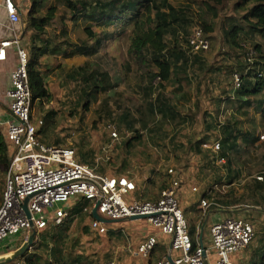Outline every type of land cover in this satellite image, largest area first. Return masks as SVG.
I'll list each match as a JSON object with an SVG mask.
<instances>
[{
    "label": "trees",
    "instance_id": "16d2710c",
    "mask_svg": "<svg viewBox=\"0 0 264 264\" xmlns=\"http://www.w3.org/2000/svg\"><path fill=\"white\" fill-rule=\"evenodd\" d=\"M207 1L212 3H208L206 9L207 15L211 18L217 16L219 11L214 6L222 5L221 9L230 6L231 11L229 15L225 13V16L218 19L222 41L214 59H210L208 54L218 38L207 36L208 32L214 33V30L205 20L195 28L202 30L203 36L209 41V50L188 53V39L195 28L194 13L187 5L175 8L168 0H57V4H53L51 0H27L26 10L23 12L21 10L23 26L21 42L27 53V74L32 105L38 107L42 113V105L53 102L54 94L49 90L48 80L54 76L58 81L55 84L57 91L61 89L66 91L61 106L65 111L66 109L70 111L71 107L75 111L80 109L78 119L83 122L88 108L98 100L99 95L108 93L118 86V80L114 81L116 78L113 73L114 68L105 69V59L101 54L112 41H116L117 37L118 41L128 43L127 53L136 67L135 78L142 83L144 81L149 83V87L144 89L145 94L150 96L153 91L156 93L154 104L149 102L147 105L151 118L155 115L159 116L153 128L148 129L151 138L155 136L159 140L163 137V127L159 124L162 115L165 117H169L170 114L172 117L177 115L176 107L169 98L164 96L166 85L176 86L182 83L187 74L198 76L196 78L206 89L216 88L221 90V96H225L227 100L231 101L230 98H232L230 105L238 112V115L250 116L252 113L264 121V0ZM19 2L20 0H17V3ZM66 17L70 18L73 26L79 20L84 22L83 28L79 30L82 38L78 42H72L69 39V29L63 21ZM54 23L60 26L58 32H56L57 26H53ZM180 33L185 36L183 44L179 43ZM12 56L9 53L2 68L8 63L13 64L10 62ZM74 56L84 57L86 61L79 67L70 69L60 63ZM54 69L58 70L57 74L53 73ZM235 74L240 81L237 89L233 85ZM155 79L159 80L157 87L152 86ZM100 103L103 110L99 118L104 119L106 124L115 122L116 125L124 124L132 129L135 123H138V120L128 112L114 114L109 110L105 100ZM51 115L52 112L40 115L42 125L36 130L37 140L48 147L73 149L64 147L67 138L71 136L72 129H58ZM140 122L142 127H147L146 120H140ZM211 123H213L211 129L216 139L217 136L220 137L217 139L220 144L219 157L226 159L225 164L220 166L227 170V173L219 174L220 170L215 166L212 153L210 150H206L210 153L204 151L201 160L206 167L216 171L214 179L207 186L210 190L214 184L221 187L231 184L234 180L235 177L231 178L230 175L231 166L235 160L229 157L236 151L240 152L236 150L237 147L242 151L250 152L260 146V144L257 145L260 141L259 136L254 135L250 130L240 129L239 123L235 122L234 118H226L222 124L215 121ZM134 133L135 135L129 139L128 143L140 138L138 134L136 135L137 131ZM211 139L210 141H214L213 135ZM204 140L197 138L196 150L203 149L201 145ZM153 141L157 142L155 138ZM102 144L105 143L102 142ZM80 149H83L84 153L79 161L90 159L93 165L99 152L79 146V153ZM14 152L15 147L8 141L5 128L0 126V183H3L0 204L5 173ZM98 167L105 173V163L99 162ZM229 168L230 171H228ZM262 175V181L254 178L248 183L249 185L243 187L249 190L245 194L250 198L249 205L264 211V173ZM140 188L136 184L135 192L138 195ZM234 191V189H228L224 193L216 192L213 196L208 195L213 197L215 205L223 206L227 205L226 198ZM138 195L139 199L145 201L142 193ZM237 201L238 199L232 203ZM68 208L71 216L69 219L60 226L48 225L43 231L37 233L30 250L8 264H110L114 260L116 264H122L123 256L115 254L118 237L112 235L111 229L106 225L104 234H98L91 229L92 216L84 212V209L91 208V202L83 198L71 200ZM260 217H264L263 212H260ZM253 218L256 220H252L251 223L252 240L240 252L235 264H264V222H259V217ZM188 234L192 242V251H194L198 247L194 239V230L188 227ZM28 236L29 232L17 236L18 244L16 242L15 247L10 251L8 247L2 248L0 255L20 248ZM3 241L7 243V240ZM84 241L92 242V244L87 246ZM158 246L156 243L147 258L131 260L129 264H157V261L165 255L164 247ZM89 248L93 251L89 252ZM155 256L157 259L153 261L152 258Z\"/></svg>",
    "mask_w": 264,
    "mask_h": 264
},
{
    "label": "built area",
    "instance_id": "2783aa9c",
    "mask_svg": "<svg viewBox=\"0 0 264 264\" xmlns=\"http://www.w3.org/2000/svg\"><path fill=\"white\" fill-rule=\"evenodd\" d=\"M21 10L17 0H0V17L4 18L1 25L8 32V36L0 39V67L7 61L9 53L15 58L14 68L7 73L6 84L3 85L0 79V100L7 101L8 112L7 117H0V126L5 128L8 141L15 147L5 173L1 197L0 241L31 231L22 209V202L26 197L32 196L27 208L36 234L48 225H62L71 217L69 202L83 198L91 202V208L84 209V212L91 214V209L98 202L96 213L105 220L149 216L145 219L147 223L170 239L168 255L171 256L174 252L180 254L177 258H172L173 264H205L202 250L197 247L192 251L187 222L173 188L163 190L159 199L154 202L128 201V196L135 191L132 180L98 175L88 165L76 161L73 149L48 147L37 140L36 130L42 122H35L33 119L27 53L21 42ZM187 46L190 53L208 51L209 41L200 28H195ZM1 71L0 69V75ZM233 85L235 89L240 85L236 74L233 76ZM106 129L112 139H117L113 125L108 124ZM259 139L263 141L264 135ZM201 147L211 151L217 166L225 164V159L219 157L218 141H205ZM255 178L262 181L263 175ZM200 205L208 209L210 204L203 200ZM90 227L98 234L106 232V224L93 218L90 220ZM252 237V225L243 220L229 218L213 224L210 228V241L215 253V264H233L232 256L242 252ZM156 243V237L150 236L129 254L133 259H145ZM157 264L170 263L167 257H163Z\"/></svg>",
    "mask_w": 264,
    "mask_h": 264
},
{
    "label": "crops",
    "instance_id": "0c3cea01",
    "mask_svg": "<svg viewBox=\"0 0 264 264\" xmlns=\"http://www.w3.org/2000/svg\"><path fill=\"white\" fill-rule=\"evenodd\" d=\"M1 18H3V16ZM217 52L218 51L214 52L215 56L217 55ZM188 53H190L189 50ZM82 64L83 62L81 65ZM79 66L80 64H74L67 69ZM1 68L2 67H0V69ZM57 72V69L53 70L54 74H57ZM196 77L198 76L194 74H187L182 83H179L176 86H173L172 84L166 85L164 96L165 98H169L171 103L176 107L177 115L176 117H172L171 114L169 117L162 115L160 126L163 127V137L158 140L152 134L157 141H154V143V138H150L152 143L148 142L149 147L152 149V153H139V156L144 155L145 157L150 158V156L156 155L159 158L161 163L155 168L156 172L152 170V166H149L145 170L144 175H139L140 173L136 174L134 169H128V166L121 164L120 169L115 172V175H108L106 168L105 173L100 171L98 167V158H96L93 165H91L90 159L88 161L80 162L79 159L83 157L84 153L83 149H80L81 152L79 154L78 152L76 153L74 149L73 150L75 152L76 161L80 164L88 165L98 175L115 178L126 177L132 180L135 186L136 184L140 186L139 195L134 191L128 196V201H142V199L137 197V195L140 196L142 193L145 201L154 202L159 199L163 190L166 188H173L175 198L178 201L179 207L187 222V226L194 230V239L196 240L198 247L201 243L205 249V264H215V253L211 248L210 241L211 226L229 218L240 219L251 224L252 220H256L253 217L260 216V212H263L264 215V211L260 208L249 205L251 204L250 198L245 195L249 192V190L244 189L243 187L244 185L250 183L256 176L264 173V153L253 154L255 150H258L259 148V150H262L264 148V142H262V140L258 141L257 145L260 144L259 148L250 152L248 150L242 151L241 148L237 147L236 150H240V152L236 151L235 154L229 157V159L235 160V163L231 166L230 175L231 178L235 177L234 180L231 184L221 187L214 184L212 190L207 189V186H209L211 181L214 179L216 171L210 167H206L204 162L201 160V156L204 151L205 153H210L211 151L208 152L204 149L201 150L198 148L196 150L195 143L197 138L198 140H204L205 137L209 136L211 139L212 135L213 138H215L214 141H218L217 139H220L218 136L216 139L214 135L215 133L211 129L213 128V123H211V121L222 124L226 118H234L235 122L239 123L238 126H240V129L243 131L250 130L254 133V135L259 137L264 135V121L261 120L258 115L252 113L250 116H244L243 114L238 115V112L230 105L232 103V98H230L231 101L227 100L225 96H221V90L216 88L212 90L206 89ZM50 80H52L53 83H55L54 81L58 83L57 79L55 77L53 78V76ZM135 80L133 79V83L135 85L137 83L139 88L144 90L149 87L147 81L142 83L136 78ZM2 84L4 85L6 83L2 82ZM119 85L120 83H118V86ZM53 86L54 85L51 84V87L49 88H52ZM219 97L221 99H217ZM154 99L155 95L148 96L145 94V96L141 95L139 100H136L141 101L139 105L146 104V110H149L147 105L149 102L154 104ZM155 118L158 120L159 116L155 115ZM34 121L37 122V120ZM108 124L114 126L118 136L117 139H112L110 132L106 129ZM106 126L105 132L102 136L103 142L106 143V146L102 147V150H104V148H110V142V144L114 143L113 150L115 152L117 149L116 156H118L119 159H121L124 154H127L129 157H131V155H135V152L130 153V150L135 147L140 138L132 140L128 143L129 139L135 135V131L139 133L142 129V131L144 130L147 133L149 128H153L152 124L147 127H142L140 119H138V123H135L132 129L126 127L124 124L116 125L115 122H108ZM209 138H206L203 142ZM240 142L241 139L238 143L240 144ZM215 166H217L216 163ZM217 168L220 170L219 174L223 175L227 173V170L221 166H217ZM228 171H230V168ZM228 189H234L235 191L226 198L227 205H215L213 203V197L210 195L213 196L216 191L221 193L220 191L225 192ZM209 196L210 198H208ZM237 199V202L232 203V201ZM203 200H206L210 204L208 209L201 207L200 202ZM259 222H264V217L259 218ZM106 225L109 229H111L112 235L118 237V244L115 246V254L123 256L121 259L122 264H129L131 261L130 258H132L129 252L135 249L150 236L156 237V241L159 245L158 247H164L165 249L164 257H169V237L161 235L157 232V230L153 229L146 220L130 221L126 219ZM237 254L238 255L235 254L231 258L233 264L237 262L236 260L240 255V253ZM179 255L180 254L178 252H174L170 257L171 259H174ZM155 259H157L156 256L152 258L153 261ZM115 261L116 260H114L113 263H115ZM159 261L160 260L157 262Z\"/></svg>",
    "mask_w": 264,
    "mask_h": 264
},
{
    "label": "rangeland",
    "instance_id": "374dc122",
    "mask_svg": "<svg viewBox=\"0 0 264 264\" xmlns=\"http://www.w3.org/2000/svg\"><path fill=\"white\" fill-rule=\"evenodd\" d=\"M54 3L57 4V0H51ZM169 3H171L175 8H179L182 6H190L192 9V12L194 13L193 16V24L194 28L197 25H201L203 21L205 20L208 24H210L211 29L214 30V33H207V36H215L217 37V41L214 43L213 48L209 52V57L210 59H214L216 56L214 55L215 51L219 52L220 44H221V36L222 32L220 30V23L218 21L219 17L225 16V13H228L230 11V6L227 8L221 9L222 5H217L214 6L216 7V10L218 11L217 16L211 18L209 15L206 13V9L208 7V3L212 4L211 2L207 0H168ZM50 2V1H49ZM20 5L22 7V12L26 10V4L27 0H20ZM51 3V2H50ZM224 10V11H223ZM231 12V11H230ZM68 27V35L69 39L72 42H78L79 39L82 38L81 33L79 32L80 29L83 28V21H78L75 26H73L70 22V18L66 17L63 20ZM4 20L3 18L0 17V39L5 38L8 36V32L4 29V27L1 25L3 24ZM83 23V24H82ZM53 26H57V31H59L60 26L58 23H54ZM198 27V26H197ZM180 33V40L179 43L183 44L184 42V35L182 34L181 37ZM121 38V37H120ZM123 39V38H122ZM118 42H120L118 44ZM127 45L128 43L126 41H118L116 37V41H112L109 47L103 51L101 54L104 56L105 59V69L108 70L110 68H114V72L116 80L120 83L119 86L115 87L113 90H111L108 93H101L99 95L98 100L94 103L91 104V106L88 108V112L85 115V119L83 122L79 121L78 117L80 115V112L78 110H73L74 108L71 107L70 111H66L63 109L64 107L61 106L62 101L64 100V96L66 94V91L61 89L57 91V85H55L57 82L54 81L55 83L52 82V80H48V86L51 87V84L54 86L52 88H49V90L52 92L53 95V102L48 103V104H43L42 105V110L43 112L41 113L40 109L38 107L33 108V119L34 120H42L40 115H44L46 112H52L51 117L56 121L55 127L58 129H72L71 130V136H69L66 140V144L64 147H72L76 153L78 152V147L83 146L85 148L89 149H95L96 151L99 152V155L96 157L98 158V162H102L106 164V171L108 175H115V172L120 169L121 164H124L125 166H128V169H134V172L139 175H144L145 170L149 167L152 166V170L156 172L155 168L160 164L159 158L154 155L149 157H145L144 155L139 156V153H144V152H150L152 153V149L149 147L148 142H151L149 133L145 132L144 130L141 131L137 134L140 136L139 142L135 145V147L130 150L131 152H135V155H131L129 157L127 154H124L121 159L116 156V151L114 152V143L110 144V148H104L102 150L101 148L106 146L105 144L101 143L103 142L102 136L105 132V125L106 122L104 119H100L99 115L102 114V108H101V101L104 100L106 101V104L109 107V110L111 112H114V114H122L124 112L121 111H128L129 114L133 115L137 120H146L147 126L148 125H153L154 122L156 121V118H151V116L148 113L146 104L145 105H139L141 101L139 100V97L141 95L145 96V92L142 88H139L133 83V79L135 80L136 77V72H135V64L132 60H130V57L128 56L127 53ZM219 46V47H218ZM211 48V47H210ZM217 52V54H218ZM86 61V58L84 57H73L70 59H66L63 61H60L62 66L65 68L70 67L71 65L74 64H80ZM10 62H13L11 65L8 63L7 66H4L1 71L0 79L1 82H6L7 80V73L10 72L15 65V58L12 56L10 58ZM56 64V63H54ZM54 78V76H53ZM136 82V80H135ZM159 80L155 79L152 86L158 85ZM149 84V83H148ZM155 95V91H153L150 96ZM137 99V100H136ZM7 107V101L5 99L0 100V117H7L8 112L6 110ZM129 108V109H128ZM131 109V110H130ZM131 112V113H130ZM72 115H71V114ZM76 113V114H75ZM101 113V114H100ZM54 114V115H53ZM74 114V115H73ZM256 122V120L254 119ZM142 124V122H141ZM160 124V123H159ZM57 130V129H56ZM55 130V131H56ZM148 138V139H147ZM152 139V138H151ZM154 142V141H153ZM152 143V142H151ZM155 143V142H154ZM101 145V146H100ZM108 145V146H109ZM260 149V148H259ZM258 149V150H259ZM255 150L253 154H258V153H264V148L262 150ZM79 154V152H78ZM150 159V160H149ZM162 170V168H161ZM163 172V171H162ZM1 177V175H0ZM1 187L3 188V183H0V191ZM217 192V191H216ZM221 193H224L223 191H220ZM261 218L260 216H258ZM30 234V232H29ZM21 237V236H20ZM19 237V238H20ZM17 237L13 239H7L6 241L0 242V250L2 248H7L9 251L15 247V243L17 242ZM22 239V237L20 238ZM19 239V240H20ZM86 240V239H84ZM19 242V241H18ZM17 242V244H18ZM84 244L87 246L91 245L89 241H84ZM9 245V246H8ZM5 249V250H8ZM93 251L91 248H89V252ZM12 252H9L7 254L3 255H8ZM238 255V254H236ZM2 256V255H0ZM131 260H137L130 258Z\"/></svg>",
    "mask_w": 264,
    "mask_h": 264
},
{
    "label": "water",
    "instance_id": "95a60500",
    "mask_svg": "<svg viewBox=\"0 0 264 264\" xmlns=\"http://www.w3.org/2000/svg\"><path fill=\"white\" fill-rule=\"evenodd\" d=\"M32 196H29V197H26L23 202H22V209L24 211V214L28 220V223H29V227H30V234L29 236L27 237V239L25 240V242L21 245L20 248H18L17 250L13 251L12 253L8 254V255H2L0 256V264H8L14 260H16L17 258L23 256L27 251L30 250L33 242H34V239L36 237V232L35 230L32 229V223L30 221V213L28 211V208H27V203L29 201V199L31 198ZM98 206V202L94 205V207L91 209V216L94 220L98 221V222H101L103 224H111V223H114L116 221H119V220H105V219H102L100 218L97 213H96V208ZM149 218V216L147 215H138V216H132L130 218H128V220L130 221H136V220H145ZM199 248L202 250V256L205 257V249L203 248L202 244L200 243V246ZM168 262L170 264H173V261L171 259V257L169 256L167 258Z\"/></svg>",
    "mask_w": 264,
    "mask_h": 264
}]
</instances>
